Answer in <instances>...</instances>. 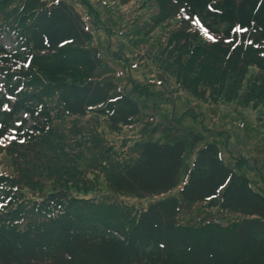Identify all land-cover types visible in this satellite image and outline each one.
Here are the masks:
<instances>
[{"label":"trees","instance_id":"16d2710c","mask_svg":"<svg viewBox=\"0 0 264 264\" xmlns=\"http://www.w3.org/2000/svg\"><path fill=\"white\" fill-rule=\"evenodd\" d=\"M164 2L173 16L169 19L199 18L216 36L210 44L187 45L183 62L218 65L216 81L196 72L199 86L205 93L209 89L213 99L222 89L236 94L248 66L264 71V0ZM170 27L169 51L173 40L184 37L177 25ZM4 35L14 36V45L7 49L0 43V142L26 141L34 150L32 159L38 155V144L53 141L46 133L56 94L67 115L78 118L93 109L113 131L140 119L141 106L125 88L94 77L100 57L93 34L66 0H0V38ZM80 67L92 77L59 88L48 79L72 75ZM246 87L247 99L264 97V74L249 77ZM151 136H138L126 167L109 173L110 194H72L60 186L65 179L58 181L69 175L68 167L58 175L53 171L59 187L28 198L17 176L0 171V264H264V189L223 160L215 139L203 141L192 130L168 140ZM29 149L19 152L26 155ZM191 150L193 159L186 164ZM17 156L16 172L26 175ZM164 194L146 205L121 197ZM190 203L215 209L221 218L196 214L189 219L182 209Z\"/></svg>","mask_w":264,"mask_h":264},{"label":"rangeland","instance_id":"374dc122","mask_svg":"<svg viewBox=\"0 0 264 264\" xmlns=\"http://www.w3.org/2000/svg\"><path fill=\"white\" fill-rule=\"evenodd\" d=\"M66 1L81 13L93 34L92 45L100 57L94 77L111 80L122 90L125 88L138 101L142 115L134 123L113 131L103 115L93 109L78 118L67 115L56 94L53 98L55 101L49 104L52 119L46 133V136H50L48 139L53 141L46 145L38 144V149L34 145L38 155L33 154L32 159L34 150L26 141L0 142V171L17 176L25 196L39 197L41 193L59 187L58 181L63 179L64 183L60 186L66 187L74 195L110 194L108 175L113 170L126 167L138 136L149 133L153 139L168 140L189 130L203 136V141L217 140L223 160L244 171L264 189V97L255 100L244 97L249 90L246 87L248 78L260 72L264 74L262 69L248 66L236 94L226 95L222 89L219 92L223 93L216 97L217 100L213 99L215 97L209 89L205 93L199 86L201 78L197 77L196 72L203 71L216 81L221 77L218 65L213 61H207L204 67L196 66V62L189 66L183 64L187 45L199 41L210 44L213 41L194 21L178 17L169 19L172 14L164 9V0ZM176 25L178 34L184 37L180 41L173 40L169 51L167 32L170 26ZM13 39L14 36L4 35L0 43L9 49L14 45ZM162 57H165L164 63H161ZM35 58L42 56L36 55ZM206 70H211V73ZM85 71L88 70L80 67L72 75L48 79L59 88L66 82L91 76ZM137 85L142 90L136 91L134 88ZM144 85L147 87L143 88ZM41 137H44V133L39 134L38 140ZM22 148H30L27 152L30 156L24 155L25 151L19 152ZM193 152L190 151L186 164L191 163ZM17 153L19 156L14 159H19L20 165L27 169L26 175L21 169L16 172L13 156ZM106 155L109 157L108 163L103 160ZM68 167L72 168L69 175H61L62 179L58 181L53 180L58 179L56 175L69 171ZM54 170L57 171L56 175ZM184 174L182 169L181 178ZM181 185L182 181L178 188ZM165 195L121 197L127 202L146 205ZM182 210L188 213L186 216L189 219L196 214L221 218L217 210L207 209L200 203L186 204ZM223 216L231 218L228 214Z\"/></svg>","mask_w":264,"mask_h":264},{"label":"snow or ice","instance_id":"6c2138e0","mask_svg":"<svg viewBox=\"0 0 264 264\" xmlns=\"http://www.w3.org/2000/svg\"><path fill=\"white\" fill-rule=\"evenodd\" d=\"M181 11H183V9H181ZM185 19H188V17L186 16ZM194 23H196L197 25H200L203 28L205 35L208 37L209 40H212V41L216 40V36L210 33L208 27L204 26L199 18H197L194 21ZM5 107H7V105H5ZM221 187H223V185H221Z\"/></svg>","mask_w":264,"mask_h":264}]
</instances>
